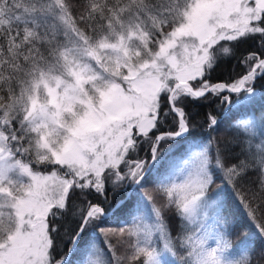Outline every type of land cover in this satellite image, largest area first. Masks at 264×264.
<instances>
[{
	"label": "snow or ice",
	"instance_id": "1",
	"mask_svg": "<svg viewBox=\"0 0 264 264\" xmlns=\"http://www.w3.org/2000/svg\"><path fill=\"white\" fill-rule=\"evenodd\" d=\"M0 264H264V0H0Z\"/></svg>",
	"mask_w": 264,
	"mask_h": 264
},
{
	"label": "rangeland",
	"instance_id": "2",
	"mask_svg": "<svg viewBox=\"0 0 264 264\" xmlns=\"http://www.w3.org/2000/svg\"><path fill=\"white\" fill-rule=\"evenodd\" d=\"M109 223H110V225L112 227H118V226H120V224H119V217L118 218H115L114 221H110Z\"/></svg>",
	"mask_w": 264,
	"mask_h": 264
},
{
	"label": "trees",
	"instance_id": "3",
	"mask_svg": "<svg viewBox=\"0 0 264 264\" xmlns=\"http://www.w3.org/2000/svg\"><path fill=\"white\" fill-rule=\"evenodd\" d=\"M219 71L224 72V71H226V69H225L224 67H222ZM115 218H118V217L114 216V217L111 219V221H114Z\"/></svg>",
	"mask_w": 264,
	"mask_h": 264
}]
</instances>
